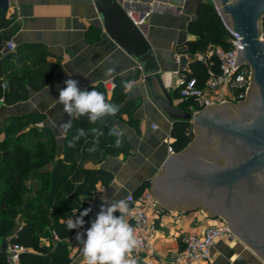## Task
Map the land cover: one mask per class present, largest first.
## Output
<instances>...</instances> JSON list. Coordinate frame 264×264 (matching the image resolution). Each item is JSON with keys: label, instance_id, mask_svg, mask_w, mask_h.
Instances as JSON below:
<instances>
[{"label": "crops", "instance_id": "1", "mask_svg": "<svg viewBox=\"0 0 264 264\" xmlns=\"http://www.w3.org/2000/svg\"><path fill=\"white\" fill-rule=\"evenodd\" d=\"M134 20H143L139 25L143 34L152 46L160 67V72L145 78L138 64L121 49L105 32L94 0H10L6 16L18 27L11 40L17 47L25 45H44L48 51V62L59 63L53 80L40 91L27 86L29 98L14 105H0V124L12 118L36 117L31 127L42 130L48 128L56 137L57 159L63 158L65 139L68 128L62 125L79 119L91 122L87 116H69L64 106L59 103L60 89L66 87L67 79L79 81L81 89L88 90L104 82L121 79L135 81V86L127 93L126 102H139V107L132 117L123 115L117 128L123 133L130 154L108 156L100 165L88 164V169H101L110 172L113 180L107 185H98L96 193L82 197V202L91 208L90 217L85 221L87 229L95 220L102 204L117 200H126L130 194H141L149 191L155 198L153 187L164 172V165L169 157L180 154L174 148V154H168V147L173 146L174 125L160 108L157 99L164 98L166 91L172 98L174 106L190 112V99H183L179 94L180 75L197 72L192 65L196 62L202 67L196 78L203 84L207 67L193 60L196 53L187 45L199 37L189 31L190 25L197 21V12L202 3L210 0H118ZM142 18V19H141ZM9 42V41H8ZM8 42H5V48ZM212 46V45H210ZM209 46V47H210ZM17 50V49H16ZM14 51V53L16 52ZM11 53V52H6ZM13 53V52H12ZM180 60V64L177 62ZM25 67L13 61V68ZM28 67H32L31 63ZM4 70L7 64L3 65ZM112 69L111 76L106 73ZM9 72V71H8ZM178 73V74H177ZM107 92V91H106ZM107 92V98L112 99ZM192 114V113H191ZM133 119L136 127L130 124ZM101 120L94 124H100ZM186 124H191L187 122ZM192 125V124H191ZM194 139L197 138L192 126ZM34 191L43 188V184L32 180L29 183ZM160 207L167 210L164 227L159 232L158 251L167 254L182 248L171 236L183 233L201 232L214 220L217 224L222 219L209 217L203 208L196 211L170 210L156 198ZM178 213V214H177ZM119 215V213H116ZM214 224V225H215ZM42 244L48 245L47 239ZM76 245L69 242L70 258L76 253ZM137 264H163L158 260H142ZM209 264H262L261 259L240 240L232 237L220 239L211 255Z\"/></svg>", "mask_w": 264, "mask_h": 264}, {"label": "trees", "instance_id": "2", "mask_svg": "<svg viewBox=\"0 0 264 264\" xmlns=\"http://www.w3.org/2000/svg\"><path fill=\"white\" fill-rule=\"evenodd\" d=\"M197 21L193 22L189 31L198 36L195 41L189 42V50L206 51L210 45L230 49L229 34L223 27L215 7L209 3H202L197 12ZM18 27L0 10V105H14L29 98L27 86L34 91H40L53 80L54 72L59 63H49L48 51L44 45L34 44L17 47L16 52L6 53L5 42L12 41V35ZM13 61L19 62L25 68L13 67ZM7 64L4 70L3 65ZM31 63L32 67H28ZM198 62L197 75L201 73ZM9 71V72H8ZM196 73L189 76L196 77ZM110 102L120 106V111L114 117H105L100 124L75 119L68 129L65 139L63 158L57 159L56 137L48 128L39 130L32 128L27 133L24 129L36 122V117L10 119L12 125L7 127V139L15 137L13 146L0 145L2 159L7 160V167L0 163V180L4 169H7V211L16 212L20 204V194L34 193L32 201L24 204L26 221L14 230L13 221H3L0 225V237L9 240V243L18 244L26 249L21 255L20 264H71L68 240L75 229L69 230L67 222L76 218L85 209H89L82 202V197L96 193L98 185L107 186L112 180L110 172L101 169H88V164L100 165L108 156H121L130 154V147L122 135L120 147H115L118 137L110 134V130L117 128L123 115L132 117L139 107V102H126L127 93L123 87V80L117 79ZM107 92L103 84L89 90ZM9 119L7 120V122ZM15 121V122H14ZM20 123L18 124V122ZM130 124L136 127L134 120ZM14 127L19 128L14 131ZM84 135H80V130ZM191 124L177 123L174 125L172 137L175 138L173 149L182 152L194 140ZM26 138H37L32 146L22 145L24 135ZM102 133V134H101ZM8 141V140H7ZM12 148V149H11ZM33 148V149H32ZM1 161V160H0ZM36 180L43 184L40 190H32L30 181ZM16 194L10 196L13 190ZM20 190L22 193H19ZM14 201L8 207L9 200ZM36 205V210L32 208ZM90 213L84 217L88 220ZM60 241L56 242L54 236ZM49 240V244H42V240ZM0 264H8L6 252L0 250Z\"/></svg>", "mask_w": 264, "mask_h": 264}, {"label": "water", "instance_id": "3", "mask_svg": "<svg viewBox=\"0 0 264 264\" xmlns=\"http://www.w3.org/2000/svg\"><path fill=\"white\" fill-rule=\"evenodd\" d=\"M105 32L137 64L145 78L160 67L152 46L118 0H94ZM228 27L241 39V64L252 68L247 103L213 105L193 116L174 106L164 91L157 103L175 122H190L195 138L168 158L153 194L168 209L203 211L228 223L233 234L264 264V0H213ZM10 0H0L8 12ZM142 19V18H141ZM141 21V20H140ZM9 240L0 237L6 252Z\"/></svg>", "mask_w": 264, "mask_h": 264}, {"label": "built area", "instance_id": "4", "mask_svg": "<svg viewBox=\"0 0 264 264\" xmlns=\"http://www.w3.org/2000/svg\"><path fill=\"white\" fill-rule=\"evenodd\" d=\"M211 1V0H210ZM223 27L229 34L230 49L221 46H210L205 52L196 53L193 60L202 62L207 67V75L203 84L198 79L187 74L180 75L179 94L183 99H190V112L194 115L209 109L213 105L219 107L227 104H240L248 98L252 86L253 72L249 65L241 64L235 68L240 55L239 39L228 27L223 15L216 8ZM133 21L139 26L143 20ZM264 39V36H262ZM17 46L13 41L6 45V52H14ZM180 64V60L177 62ZM178 74V73H177ZM105 90L112 93L116 87L115 82H104ZM172 146L168 147V154H174ZM128 204V220L134 227L137 237L142 241L141 246L133 253L137 261L158 260L163 264H209L211 255L217 242L233 234L229 225L219 221L215 225H208L201 232L183 233L179 236H171L174 242L182 245L181 249L161 254L158 251L159 232L164 227V219L168 217L167 210L160 207L153 195L147 191L141 194H130L125 200ZM75 220V218L73 219ZM87 226L75 229L68 242L76 245V253L71 257V264H84L82 243L76 240L77 232L86 234ZM54 239H60L55 235ZM26 252L23 246L8 244L6 250L8 264H20L21 255Z\"/></svg>", "mask_w": 264, "mask_h": 264}, {"label": "clouds", "instance_id": "5", "mask_svg": "<svg viewBox=\"0 0 264 264\" xmlns=\"http://www.w3.org/2000/svg\"><path fill=\"white\" fill-rule=\"evenodd\" d=\"M112 69L106 73L111 76ZM66 87L60 89L58 101L64 106V111L69 116H87L95 123L105 117H114L120 106L110 102L104 93L95 89H81L79 81L67 79ZM135 81H123L125 92L132 90ZM71 122H66L62 127L67 130ZM79 134L84 135L81 129ZM102 134V133H101ZM110 134L118 137L115 147L122 145L123 133L118 128L110 130ZM91 212V208L81 212L75 220L69 219L67 227L69 230L83 227L84 217ZM119 213V215H116ZM129 209L125 200H117L112 203L101 205L91 226L85 233L77 232L76 240L82 243V254L84 264H137L133 253L139 249L142 241L137 237L134 227L128 220Z\"/></svg>", "mask_w": 264, "mask_h": 264}, {"label": "rangeland", "instance_id": "6", "mask_svg": "<svg viewBox=\"0 0 264 264\" xmlns=\"http://www.w3.org/2000/svg\"><path fill=\"white\" fill-rule=\"evenodd\" d=\"M211 1L213 2V0H211ZM213 4H214V2H213ZM262 26H263V32H264V21L262 23ZM12 122L13 121H11V120H9L8 122H7V120H5L0 124V145L4 144V146H3L4 148H7V145L13 146L12 142L16 141L15 137H11V139H7V127L12 125ZM19 123H20V121L18 122V124ZM32 128H34V127L29 126V127L25 128L24 130L28 133L29 130H31ZM18 130H19V128L14 127V131H18ZM24 136H25L24 140H22V142H21L23 146L24 145L32 146L35 143V141L37 140V138H32V137L26 138V133ZM194 137H195V135H194ZM2 156L3 155L1 152L0 153V160H1L0 163L2 166L7 167V160L2 159ZM7 176H8L7 175V169H4L2 174H1V180H0V225L3 221H6V222H7V220L13 221V219H14L13 222H14L15 227H14V230L10 233V235H13L14 233H16V230L18 228H20L23 225V223L26 221V219H27L26 213L23 210L24 204L28 200H30V201L33 200L34 193L30 192V193L20 194L19 196L22 195V197H20L21 203L16 206V212H14V214L9 213L7 211V201L4 203L5 195L7 194ZM16 191H17V189L13 190L12 193L10 194V196L16 194L15 193ZM18 192L22 193L20 190H18ZM13 204H14V201L12 199H10L8 202V207L10 205H13ZM35 210H36V205L32 208V211H35ZM210 223H211L210 225L215 224L214 220H211ZM156 235H159V234H156ZM234 237L236 238V240H239L235 235H234ZM48 242H49V240H48Z\"/></svg>", "mask_w": 264, "mask_h": 264}, {"label": "flooded vegetation", "instance_id": "7", "mask_svg": "<svg viewBox=\"0 0 264 264\" xmlns=\"http://www.w3.org/2000/svg\"><path fill=\"white\" fill-rule=\"evenodd\" d=\"M263 36H264V32H263ZM263 39V38H262ZM264 40V39H263ZM248 97H249V95H248ZM248 102V98H247V100L245 101V102H242V103H247ZM241 104V103H240ZM240 104H234V105H236V106H238V105H240ZM227 223V222H226ZM228 224V223H227ZM231 230V229H230ZM231 232H232V230H231ZM232 234H233V232H232ZM234 235V234H233Z\"/></svg>", "mask_w": 264, "mask_h": 264}]
</instances>
